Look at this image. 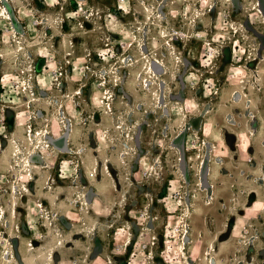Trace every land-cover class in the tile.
Instances as JSON below:
<instances>
[{"label":"rangeland","instance_id":"rangeland-1","mask_svg":"<svg viewBox=\"0 0 264 264\" xmlns=\"http://www.w3.org/2000/svg\"><path fill=\"white\" fill-rule=\"evenodd\" d=\"M51 249L264 264V0H0V264Z\"/></svg>","mask_w":264,"mask_h":264},{"label":"bare ground","instance_id":"bare-ground-1","mask_svg":"<svg viewBox=\"0 0 264 264\" xmlns=\"http://www.w3.org/2000/svg\"><path fill=\"white\" fill-rule=\"evenodd\" d=\"M146 7L149 9V6H147L146 5ZM151 13V12H150ZM7 16V15H6ZM162 32H164V36H169V35H167V31L164 29ZM168 43L171 45V46H174L175 47V43H174V41L172 40V42H171V39L168 41ZM143 44L144 43H142V42H140V45H141V47L143 48ZM154 60H156V59H154ZM158 61V64L159 65H161L162 67H164V68H166V65H165V62H163V61H161V60H157ZM158 70V69H157ZM162 71V70H161ZM165 71V70H164ZM150 72H151V80H149V77H146V78H144L145 79V81H146V83H148V85H149V82L148 81H152L153 83H159V81H158V73H157V71L154 69V66H153V64L150 66ZM106 76V75H105ZM173 76V75H172ZM174 78V77H173ZM160 80H165V82H167L166 80L167 79H160ZM144 81V80H143ZM250 82V81H249ZM247 83V82H246ZM146 85V84H145ZM142 86V85H141ZM148 87V86H147ZM253 88H255V86L253 87ZM246 91V90H245ZM152 93H156L157 95H158V93L157 92H152ZM151 94V93H150ZM244 95V94H243ZM108 98V97H107ZM111 98V97H110ZM109 98V99H110ZM104 102H106V101H104ZM155 103V102H154ZM147 104V103H146ZM106 105H108V104H106ZM152 105V104H151ZM106 107V106H105ZM108 109H109V111H113V108L111 107V105L109 104L108 105ZM154 109H155V107H154ZM157 109V108H156ZM41 135H43L42 133L41 134H39V136H38V139H43L44 137H42ZM34 140V139H33ZM44 142V141H43ZM35 144H36V142H35ZM38 145V144H37ZM36 145V146H37ZM40 146V145H39ZM38 147V146H37ZM32 155H33V152H32ZM31 157H29V156H27L26 157V166L28 167V169L29 170H31L32 169V167H31V159H30ZM109 168V167H108ZM31 172V171H30ZM82 199V201L85 203V204H87V201H86V199H85V197H82L81 198ZM1 214L4 216V217H6V210L2 207L1 208ZM56 250H59V249H55L54 251H52V249L48 252V254H47V262H48V264H51V260H52V257H53V253L56 251ZM11 250L10 249H8V252H10ZM185 251V250H184ZM15 264H18V262L17 261H15Z\"/></svg>","mask_w":264,"mask_h":264}]
</instances>
